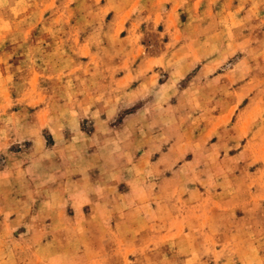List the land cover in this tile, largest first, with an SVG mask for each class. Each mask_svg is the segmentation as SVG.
Masks as SVG:
<instances>
[{
    "label": "rangeland",
    "instance_id": "obj_1",
    "mask_svg": "<svg viewBox=\"0 0 264 264\" xmlns=\"http://www.w3.org/2000/svg\"><path fill=\"white\" fill-rule=\"evenodd\" d=\"M0 264H264V0H0Z\"/></svg>",
    "mask_w": 264,
    "mask_h": 264
}]
</instances>
